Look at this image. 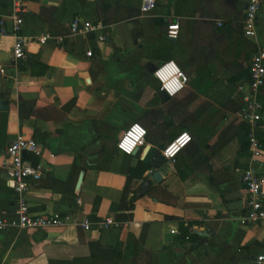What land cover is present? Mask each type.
I'll return each mask as SVG.
<instances>
[{"label":"crops","instance_id":"1","mask_svg":"<svg viewBox=\"0 0 264 264\" xmlns=\"http://www.w3.org/2000/svg\"><path fill=\"white\" fill-rule=\"evenodd\" d=\"M26 5V55L17 60L13 2L0 0V100L7 107L0 110V148L19 134L41 144L45 175L32 182L30 212L68 219L63 226L0 231V264H132L143 223L148 230L138 264H262L264 224L245 219L243 173L253 162L242 142L250 127L240 115V85L228 77L248 68L264 46V0L256 41L243 32L247 0H158L148 13L140 0ZM75 18L99 28L72 35ZM174 22L176 39L167 35ZM43 36L50 38L43 43ZM171 59L189 82L165 99L147 65ZM259 97L264 106V87ZM134 122L148 134L144 145L125 154L118 141ZM182 130L192 142L168 160L166 174L148 178L153 157ZM73 166L83 168L74 195L64 186ZM129 174L134 220L85 230L86 217L118 212L111 208L122 200ZM16 203L13 182L0 167V216L16 218ZM181 224L191 238L180 235Z\"/></svg>","mask_w":264,"mask_h":264},{"label":"built area","instance_id":"2","mask_svg":"<svg viewBox=\"0 0 264 264\" xmlns=\"http://www.w3.org/2000/svg\"><path fill=\"white\" fill-rule=\"evenodd\" d=\"M13 9L9 15L11 22V33L15 37L13 54L17 60L24 59L26 39L23 35L24 15L27 12L26 0H12ZM158 0H140V10L148 13L156 9ZM263 0H247V7L243 19V32L245 37L253 41L258 37V16L262 8ZM1 33H7L5 22H1ZM217 25L224 27L225 23L218 20ZM99 26L83 22L75 18L70 23L72 35L89 34L96 32ZM167 35L176 39L179 36V23L168 25ZM104 40V36H98ZM49 36L40 38L46 42ZM59 41L63 38L56 37ZM92 55V51L87 52ZM175 69V70H173ZM154 78L159 83V90L164 91L170 97H175L182 92L189 82V76L181 69L175 60H166L160 63L153 72ZM264 87V48L260 47L254 53L249 68L248 80L240 85L243 92V107L241 118L249 124L248 138L251 162L264 165V106L259 94ZM148 131L139 122L132 123L122 134L118 141V149L125 154H133L142 144L144 145ZM192 142V135L188 131L179 132L168 144L165 145L162 154L167 160H174L183 149ZM127 144L129 147H125ZM24 152L27 156H24ZM43 149L41 144L31 137L19 134L8 146L0 148V167L4 170L8 179L13 182L16 194V218L0 216V231L10 227L21 229H43L53 226L66 225L67 219L61 213H49L34 215L30 212L27 195L32 187V181H38L45 175L41 163L34 164L28 156L40 158ZM251 164L243 173L244 189L247 199L248 211L245 219L247 221L264 224V170H260ZM125 222L118 221L112 216L103 219H92L86 217L80 225L85 230H106L111 226H120ZM258 261L264 264V255L258 256Z\"/></svg>","mask_w":264,"mask_h":264},{"label":"trees","instance_id":"3","mask_svg":"<svg viewBox=\"0 0 264 264\" xmlns=\"http://www.w3.org/2000/svg\"><path fill=\"white\" fill-rule=\"evenodd\" d=\"M263 48H264V46H263ZM249 68H250V66L248 68L246 66L240 68L238 70L237 74H236L237 76H229L228 80L231 81L232 83H234L236 86L241 85L242 83L247 81L248 78H249ZM242 130L243 131L247 130L246 124H245V126H243ZM246 135H247V137L245 138V140L242 143H244L243 144L244 148L249 149L248 131H246ZM28 159H31L34 164H38L40 162L39 158L32 157L30 155L28 156ZM81 169H83L82 166H73V169L71 171L69 179L64 184L65 191L68 192L69 194H73L74 195L75 184H76V181H77V178H78L79 171ZM132 178H133V175L129 174L128 175V179H127V183H126L125 188H124V193H123L122 200L120 201V203H118L117 205H115V206H113L111 208V209H114V210L118 211L117 213L112 215V217L114 219L118 220V221L131 222V221L134 220V209H135V206H136L135 205L136 195L133 194V195L130 196V192H132V190L130 188L131 187ZM32 182H35V181H32ZM181 228H182V231H180V235H182L185 239L191 238L190 235L184 234L183 225L181 226ZM147 230H148V224H144L143 223L142 232H141L140 238L137 241L136 246H135L134 260H133L132 264H138L137 260H138L139 249H140L139 245L140 244L144 245L145 239H146ZM148 264H152V263L149 262Z\"/></svg>","mask_w":264,"mask_h":264},{"label":"water","instance_id":"4","mask_svg":"<svg viewBox=\"0 0 264 264\" xmlns=\"http://www.w3.org/2000/svg\"><path fill=\"white\" fill-rule=\"evenodd\" d=\"M157 66L154 65V64H148L147 65V69L153 73L155 70H156ZM162 93V96L165 98V99H168L170 98V96L168 94H166L164 91L161 92ZM7 107L3 104V102L0 100V110L2 109H6ZM24 156H27V153L24 152ZM168 165V160L164 157V155L162 154H159V155H156L153 157V166H152V169L151 171L147 174V177L150 178L153 176H157L155 177L159 179L160 177V173L161 172H164L165 174L167 172L166 171V167ZM150 181V180H149Z\"/></svg>","mask_w":264,"mask_h":264},{"label":"clouds","instance_id":"5","mask_svg":"<svg viewBox=\"0 0 264 264\" xmlns=\"http://www.w3.org/2000/svg\"><path fill=\"white\" fill-rule=\"evenodd\" d=\"M173 70H175V69H173ZM124 146H125V147H129V145H127V144H125Z\"/></svg>","mask_w":264,"mask_h":264}]
</instances>
